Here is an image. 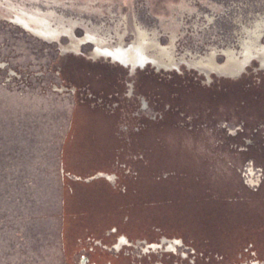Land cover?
Segmentation results:
<instances>
[{"label":"rangeland","instance_id":"rangeland-1","mask_svg":"<svg viewBox=\"0 0 264 264\" xmlns=\"http://www.w3.org/2000/svg\"><path fill=\"white\" fill-rule=\"evenodd\" d=\"M130 47L0 0V264L264 261V69L143 49L177 72L132 77L107 59Z\"/></svg>","mask_w":264,"mask_h":264},{"label":"water","instance_id":"water-1","mask_svg":"<svg viewBox=\"0 0 264 264\" xmlns=\"http://www.w3.org/2000/svg\"><path fill=\"white\" fill-rule=\"evenodd\" d=\"M200 70L264 69V0H8Z\"/></svg>","mask_w":264,"mask_h":264},{"label":"flooded vegetation","instance_id":"flooded-vegetation-1","mask_svg":"<svg viewBox=\"0 0 264 264\" xmlns=\"http://www.w3.org/2000/svg\"><path fill=\"white\" fill-rule=\"evenodd\" d=\"M133 49H135V50H137L139 52V54L137 53V57H138V55L139 56L142 55L143 58L147 59V63L143 67H140V66L133 67L131 65L130 66L129 65L126 66V65H124L123 63H121L119 61V60L125 61L126 54L128 52H131V50H133ZM140 53H141V55H140ZM102 58H104V57H102ZM107 59H112V61L114 62L113 65H116L117 67H120V68H123V69H127L129 71V73H131L132 77L137 75L138 72H140L142 70H146L147 68L158 69L159 73H162V71H163V73H164V71H166V73H175V72H177V70L171 71L172 69H171L170 66L160 64L157 61H154V60L149 59L148 57L144 56L143 49H141L139 47H136V46H133V45H131L130 48H127L123 53H120L118 55H110L109 58H107ZM245 70L246 69H244L241 74H244ZM249 171H250V175L248 176V178L250 179L249 182L252 183V184L258 183L259 182L258 178L256 180H254L255 175H256V173H254V169L251 168ZM111 177H112V182L115 183L116 182L115 177H113V176H111ZM179 244H180V242H178L177 240L172 241V240H169L167 238H164V240L162 241V244H154L152 249L154 251H157L159 249H167L168 251L173 252V251H176V247ZM146 245H149V244L148 243L144 244L142 241H139L138 244H137V247L138 246L139 247L142 246L144 248V250H146V253H147L148 250L145 249ZM125 246H132V243H131V241H129L127 239V237H121L119 239V242H118L117 246L115 248H113V250L120 252ZM148 248H150V247H148ZM154 254H156V253H154ZM183 260H185V259H183L181 257L180 261H183ZM186 260H188V259H186ZM87 263H88L87 259H84L83 262H82V264H87ZM241 263L242 264H264V261H260V260H256V259H249V260L243 261ZM152 264H164V263L161 260L159 262L158 261H154V263H152ZM176 264H179V262L177 261Z\"/></svg>","mask_w":264,"mask_h":264},{"label":"crops","instance_id":"crops-1","mask_svg":"<svg viewBox=\"0 0 264 264\" xmlns=\"http://www.w3.org/2000/svg\"><path fill=\"white\" fill-rule=\"evenodd\" d=\"M61 166H62L63 174L64 175H68L69 179H71L75 183H79V184H82V183L83 184H89V183H91V182H93L95 180H100V179H97V176L99 174H107V175H109L108 169H107V171H99L96 174L91 175V176L90 175H86L85 176L86 167H84V168H80V167L76 168L75 166L69 164V166H68L69 170H66V168H65V166L63 165L62 162H61ZM101 180H105L106 182H108V184H109V182L111 183V181H108L107 179H104V178H101ZM99 226H100V228L104 229V231H101V233H105L107 231H112V230H113L112 233L113 232L114 233L119 232V229H118V227L116 225L111 226L109 230H107L105 227H102L101 225H99ZM92 232L95 234L94 230H92ZM122 234H123V237H127L124 233H122ZM127 239H129V238L127 237ZM95 242L103 243V239L100 238L99 240H95ZM85 259H87V258H85Z\"/></svg>","mask_w":264,"mask_h":264},{"label":"bare ground","instance_id":"bare-ground-1","mask_svg":"<svg viewBox=\"0 0 264 264\" xmlns=\"http://www.w3.org/2000/svg\"><path fill=\"white\" fill-rule=\"evenodd\" d=\"M137 53L139 54V52L135 49L131 50V52H128L125 56V61H122V60H119L121 63H123L124 65L126 66H133V67H136V66H140V67H143L146 63H147V59L146 58H143L141 53L138 57H137ZM101 178H104V179H107L108 181H111L112 182V177L110 175H107V174H99L97 176V179H101Z\"/></svg>","mask_w":264,"mask_h":264}]
</instances>
